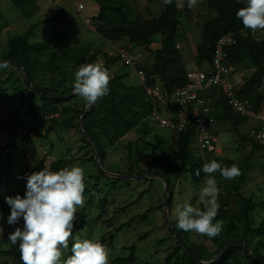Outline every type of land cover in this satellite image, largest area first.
Instances as JSON below:
<instances>
[{
	"label": "trees",
	"instance_id": "1",
	"mask_svg": "<svg viewBox=\"0 0 264 264\" xmlns=\"http://www.w3.org/2000/svg\"><path fill=\"white\" fill-rule=\"evenodd\" d=\"M9 1L16 8L20 9L26 17H31L32 12L37 9L36 7L32 8L35 0ZM94 1L98 5L97 14L93 16V20L98 23L96 32L107 42H112L114 44L115 42L118 43L123 40H129L130 43L134 45L149 46L154 40L160 39V46L155 50L149 51L150 55L153 56V61H151V63L148 62L149 64L147 63L144 67L147 86L153 85L156 80H159L168 91L184 85L186 81V69L182 64L181 50L176 47L178 41L187 39L186 37L181 38L179 36V33L183 31V25L179 19L180 7L178 3L180 0H172L171 3L165 4L164 9L156 18H146L143 14L139 13L134 14L128 4L123 0ZM205 5L206 8L215 13V17L206 23L205 28L201 32V42L196 48V55L194 58L195 64L198 67L211 64L218 38L227 34L232 35L235 42L226 49V60L232 66L240 65L245 70L254 69L253 73L246 78L245 82L239 87L237 96L253 109H257L262 100V94L259 88L262 83H264V38L261 40L256 39L255 34L257 31L252 32L251 30L245 29L241 21L237 19L236 12L238 9L246 6L245 0H205ZM36 26L37 23L32 24L26 31L7 40L6 53L1 55L0 59L13 61L19 64L29 81L39 88L52 92L53 94L64 95L73 91L74 78L64 73L63 68L66 67L64 64L70 63L74 68H79L85 64H93L98 57H102L103 67L109 72L111 66L121 61L117 53H115L116 56H111L99 48L91 49L90 45L73 46L65 44L62 49L56 50L52 48V46L57 43V40L54 38L46 39L43 42L31 43L30 38L33 36ZM5 27H7V22L0 16V33ZM65 38V35L60 37L61 40ZM44 55H47L48 58L46 68L51 69L52 72H57V74L51 78L49 84H43L36 79V72L40 64L38 59ZM121 63L127 67L122 61ZM11 76H14V79L21 84L17 87L16 92L7 95L6 89L2 86V81L5 82L7 79H11ZM126 77V73L120 74L117 72L110 76L109 94L91 105L83 119V124L88 136L100 150L102 164L106 157V148L114 145L126 133L131 130H137L141 137L149 133L148 124L144 117L151 112L153 107L152 102L146 94L144 85L126 84L124 82ZM0 80H2L0 81V102L13 103L16 101V98L19 97L18 104L21 105L26 103L31 112L23 115V119L20 121L16 119L17 110L16 112L9 113L10 122L7 123L8 125L0 124V133L9 129L13 130L14 133H21L25 139L30 137V132H32L33 135H37L35 129L38 115L34 112V107L36 106L34 100L36 98L40 100L39 109L42 115L53 116L54 114H59L61 116L60 121L54 118L49 120L51 124L48 130H52L53 125H60L65 128L75 127L79 129V123L74 124L75 118L78 119L83 112L82 109H78L75 106V103L80 98L79 96L75 95L68 100H55L36 93L25 85L19 71L12 66L8 69L0 70ZM209 91L211 96L216 95L214 89L211 88ZM204 97L206 99L208 98L207 95H204ZM67 103H69V105H67ZM215 103V105L220 104L222 106L223 117L230 121L234 130H237L236 127L239 117L232 113L224 97L219 95ZM25 116H30L32 120L35 121V128L28 129L26 132L20 131L22 124L25 122ZM175 134L176 146L165 143L164 139L159 136L154 137V143L151 146L150 164L147 169H141L139 165L140 143L142 139L128 141L125 144V149L127 150L130 166L125 174L149 173L164 176L169 181L170 191L173 195V188L170 184L172 178L170 172L176 170L189 174L194 184H201L206 176L201 170L203 165L215 160L220 163L222 167L237 166L240 170L239 181L242 182L251 165L252 159L257 156L256 152L263 148L248 135L239 133L240 139L249 141L252 144V148L245 157L244 162L239 164L228 159H215L218 158L214 156L215 154L202 151L194 140L195 125L191 117L188 118L186 126H184L182 131ZM81 140L85 143L86 147L90 148L92 152L90 160L94 162V151L82 133ZM162 152H165L170 158L177 159V165L172 166L167 163L168 161H165V158L160 155ZM43 160L36 168H43ZM70 162V159L54 161L50 165V171L55 172L67 168ZM107 170L115 172L111 169ZM197 171H200L199 175H196ZM13 174L12 159H7L0 152V186L4 183L9 185L7 181H3ZM101 177H105V175L100 171H97V175L89 177L92 180V186L90 189L85 187L84 192V195L89 197L87 203H91L101 191ZM111 180L110 187L106 190L108 194L115 189L119 181V179L115 178ZM18 194L21 197L24 195V193ZM238 195L241 199V210L238 214L241 223L239 224L236 222V219H232L231 216L226 217V220L223 222L228 224V228L225 227L221 234L215 238L206 237L210 239L212 243L211 250L204 247L205 249L203 248V250L198 251V246H189L187 244L188 249L198 259L209 261L225 244L237 240L245 242L248 247L264 261V257L260 252V250L264 248V221L256 227H251V212L256 210L257 207L263 206L264 203L256 202L251 197H244L241 194ZM219 201L216 220L221 221L224 215L221 212L225 203L222 198H220ZM106 203L107 199L102 197L99 201L101 212L97 216L98 219L105 213ZM171 205L172 197L170 198V207ZM162 206L163 205H161V208ZM0 213L10 214V208L5 203V197L2 195H0ZM146 213L147 211L142 215H137L136 218L143 220ZM131 221H133V218L130 219L128 223ZM171 223L174 224V222ZM90 224L92 223L86 222L85 216L80 213L79 218L74 222L73 230L80 231ZM106 225L107 228L112 227L109 220L106 221ZM12 226L14 228H22L23 221L21 220L17 225ZM121 228L122 226L117 227L116 230L119 231ZM177 228H175L176 232L184 242V234L186 232ZM252 234L257 237H250ZM107 235H110L108 240H106ZM251 238L257 239L255 244L251 245ZM259 238H262V240ZM95 242H99L111 248L113 246V237L110 232H106ZM72 243L73 240L70 238L68 256L71 255ZM135 247V244L127 247L128 253L126 255L117 254L116 257L111 260L110 264H135ZM241 253L243 255L241 258L248 260L251 264H257L239 245L228 248L225 254L215 264H239L240 260H242L240 258ZM0 254L2 256L11 257L13 259V264H22L18 244L16 246L10 245L7 249L0 251ZM163 264L199 263L188 255L175 240V246L171 249L170 253L165 256Z\"/></svg>",
	"mask_w": 264,
	"mask_h": 264
},
{
	"label": "rangeland",
	"instance_id": "2",
	"mask_svg": "<svg viewBox=\"0 0 264 264\" xmlns=\"http://www.w3.org/2000/svg\"><path fill=\"white\" fill-rule=\"evenodd\" d=\"M123 1L128 4L134 14H138V10H140L138 3H132L131 0ZM78 2L84 5V9L81 11L77 10ZM94 3V0H35L32 8L36 7L37 9L32 12L31 17H26L24 13L16 8L9 0H0V16L7 22V27L0 33V56L6 53L7 40L26 31L28 27L35 23H37V26L34 29L33 36L30 38L31 43L43 42L46 39L54 38L57 40V43L54 44L52 48L56 50L62 49L65 44L73 46L90 45L91 49L99 48L111 56H116L115 47L120 45L130 46L131 43L129 40H123L118 43L115 42L114 44L112 42H107L98 35L96 30L86 25L85 21L87 20H89L90 23H97L93 20V16L97 14V9L92 10ZM152 3L155 4L152 6V14L145 15L146 13H143L146 18H156L164 9L165 4L163 0H151L150 4ZM178 6L180 7L179 19L183 25L182 29L184 31L180 32L179 36L181 38L186 37L187 41L184 39L178 41L177 48L181 50L182 64L185 69L194 70L198 67L195 64L194 58L196 55V48L201 42V32L205 28L206 23L215 17V13L206 8L205 0H201V2L192 9L188 8L186 0H180ZM84 19L86 20L84 21ZM62 35L66 36L64 40L60 39ZM255 38L258 40L264 38V30H257ZM154 41L155 43L152 44L151 47L152 49H157V47L160 46V39ZM133 47L141 48V46L137 44ZM140 51L143 52L141 49ZM38 60L40 64L36 72V79L43 84H49L51 78L54 77L57 72H52L51 69L46 68L48 63L47 55L40 57ZM142 61L145 64L149 61L151 63V61H153V56L149 54ZM95 63L103 65L102 57H98ZM64 65H66V67L63 68L64 73L74 78V74L78 68H74L70 63ZM243 69L244 68L240 65L235 67L232 71L234 80L238 79V75ZM115 72L127 74V77L124 79L126 84H141L134 70L124 66L121 61H118L116 65L110 67V76ZM251 74V71L245 73V75L249 76ZM14 78V76H11V79H7L5 82L0 80L2 81V86L6 89L7 95L16 92L17 87L21 84ZM156 83L157 85H161L159 81ZM18 101L19 97H17L16 101L13 103L0 102V124L6 125L10 122L9 113L16 112V110V119H19V121L23 119V115L31 113L26 103L19 105ZM34 104L36 105L34 107V112L38 115L37 119L35 118L37 120L35 129L37 135H33L32 132H30V137L25 139L21 133H14L13 130L9 129H4L5 131L0 133V152L7 159H12V172L14 173L11 177L3 181H7L9 185L4 183L0 186V195L3 197H14L18 193H25L26 180L22 178L18 179V177H25L33 172L44 169L50 170L51 163L61 159L71 160L68 167L76 166L84 170L85 187L90 189L92 180L89 177L97 175V171L99 170L95 162L90 160L92 155L90 148L86 147L85 143L81 140V128H65L60 125H53L52 130H48L51 124L49 120L54 118L60 121L61 116L59 114H54L53 116L42 115L39 109L40 100L38 98L34 100ZM67 105H69V103H67ZM75 106L78 109H82V111L85 109L88 110L90 107L86 105V102L81 97L75 103ZM222 110L220 104L215 105L213 116L216 118V116L218 117L220 115L219 113L223 114ZM79 120L80 117L78 119L75 118L74 124H78ZM238 120L237 130H234L230 121L225 118H221L218 122L211 124L210 128L215 134L217 146L221 150V153L214 155L218 157L215 159H228L239 164L244 162L245 157L252 148V144L249 141L240 139L239 133L246 134L245 132L247 130H251L257 125V120L251 117H239ZM146 122L148 124L149 133L145 136L141 137L137 130H131L121 137L114 145L106 148V157L102 164L105 170L111 169L115 171L113 173L119 172V174H125V172L128 171L130 164L128 162L127 150L125 149V144L128 141L142 139L140 143L139 162L141 169H147L150 164L151 146L154 143L155 136L163 138L165 143L169 145H175V132L168 130V128H159L155 125V121L150 120ZM20 131L26 132V130H22V128ZM160 155L164 157L165 161H168L167 163L170 165H177V159L168 157L165 152L160 153ZM42 160L43 168H36ZM170 174L172 176L170 184L174 194H171L172 205L169 210L168 220L174 222V224H171L175 229L177 228L178 207L190 203L194 208L200 210L205 209V203L201 201L199 194L209 177L206 175L201 184H194L189 174L176 170L170 172ZM212 175L217 180L219 187L218 204L220 198H222L225 203L221 212L224 214L222 216L223 220H221L224 228H228V224L223 222L228 216H231L232 219H236V222L239 224L241 223L238 217L241 210V199L238 194L244 197H251L256 202L264 203L263 153H257V156L252 159L251 165L242 182L239 181L240 175L232 180L223 179L219 172L213 173ZM111 179L112 177L106 175L100 178L101 191L91 203H87L89 197L84 195L86 202L77 210L76 216L78 219L79 214L82 213L85 216V221L91 222L92 224L80 231L73 230L71 237L73 242L84 239L95 242L100 239L104 233L110 232L113 237V246L111 248L105 246L109 253V264L117 254L126 255L128 253L126 248L133 244L136 246L135 264H163L165 256L170 253L171 249L175 246V239L168 229L164 211L163 208H161L164 202L163 182L155 177L145 178L143 180L119 179L115 189L108 194L106 190L110 187L112 182ZM102 197L107 199V203L105 206V213L98 219L97 216L101 212L99 201ZM145 211H147V213L143 220L136 218L137 215H142ZM7 216L8 214H2V218H0L1 225L6 224ZM132 218L133 221L128 223ZM107 220L111 222L112 227L107 228ZM251 220L252 228L264 221V205L257 207L256 210L251 212ZM120 226H122V228L117 231V227ZM184 236V243L186 246L187 244L189 246H198V251L203 250L204 247L210 250L212 249V243L210 239L206 238L207 236L203 237L204 235H199L194 232H186ZM109 237L110 235H107L106 240H108ZM250 237L257 236L252 234ZM259 239L262 240V238ZM250 240L251 245L255 244L257 241L256 238H251ZM10 245L8 235H2V237H0V251L7 249ZM68 252V249L65 250L62 260L67 259ZM260 252L264 257V248H262ZM241 257H243L242 253L240 254V258ZM241 259L239 264H251L248 260ZM0 264H13V259L0 254Z\"/></svg>",
	"mask_w": 264,
	"mask_h": 264
},
{
	"label": "clouds",
	"instance_id": "3",
	"mask_svg": "<svg viewBox=\"0 0 264 264\" xmlns=\"http://www.w3.org/2000/svg\"><path fill=\"white\" fill-rule=\"evenodd\" d=\"M171 2L172 0H163L164 4ZM200 2L201 0H186L189 9ZM245 2L246 6L236 12L237 19L245 29L252 32L264 30V0H245ZM79 4L82 3L78 2ZM82 9H84L83 4L82 8L77 6L78 11ZM91 25L95 26L94 30H96L98 23H90L89 26ZM154 43L155 41L149 46L141 45L140 49L148 52L145 56L150 54V50H155L151 47ZM121 46L123 45L115 47L116 53ZM133 46L134 44L131 43L129 47L134 51H140ZM10 67L8 61L0 60V70ZM109 80V72L102 64H85L74 74L73 92L87 105H93L109 94ZM156 82L154 84H157ZM237 85L241 86L238 83ZM160 86L164 88L162 83ZM201 170L209 177L199 194L201 201L205 203V209L194 208L190 203L178 207L177 227L184 232L215 238L221 234L224 225L216 220L219 209V187L212 174L219 172L223 179L232 180L240 175V170L235 165L222 167L215 160L205 163ZM199 174L200 171H197L196 175ZM20 178L26 180L25 193L23 197L19 194L5 197L10 214L7 216L6 224H0L3 227H12L14 231L3 234V229L0 228V237L8 235L11 245L18 244L22 264H109V253L105 246L88 239L73 242L71 255L62 260L65 250L69 249L77 210L86 202L85 174L82 168L73 166L55 172L44 169L25 177H18ZM21 220L22 228L12 226L17 225Z\"/></svg>",
	"mask_w": 264,
	"mask_h": 264
},
{
	"label": "built area",
	"instance_id": "4",
	"mask_svg": "<svg viewBox=\"0 0 264 264\" xmlns=\"http://www.w3.org/2000/svg\"><path fill=\"white\" fill-rule=\"evenodd\" d=\"M78 7L82 8V4ZM85 22L88 26L90 25L88 20ZM90 27L94 29L95 26ZM234 42L232 35L219 37L215 44L211 64L187 70L184 85L171 91L157 84L145 85L146 76L143 70L145 63L142 60L146 58L147 50L140 52L134 51L129 46L119 47L117 54L120 60L134 70L140 82L145 85L146 94L152 102V110L144 117L145 121H155V125L159 128H168L178 133L182 131L188 118L191 117L195 125L194 140L197 146L206 153L219 154L217 138L210 128L216 119L213 116L211 103L202 94L203 91L212 88L218 95L224 97L235 116L251 117L257 120V125L249 131V137L264 148V83L259 88L262 100L257 109H253L238 98L239 86L232 78L234 67L226 60V49ZM24 120L22 130L35 128V121L30 116H25ZM0 228L3 229V234L14 231L9 226H0Z\"/></svg>",
	"mask_w": 264,
	"mask_h": 264
},
{
	"label": "water",
	"instance_id": "5",
	"mask_svg": "<svg viewBox=\"0 0 264 264\" xmlns=\"http://www.w3.org/2000/svg\"><path fill=\"white\" fill-rule=\"evenodd\" d=\"M1 60V59H0ZM7 61V60H6ZM10 63V65L12 67H15L25 85L27 87H29L30 89H32L33 91H35L36 93H39L41 95H44L45 97L51 98V99H55V100H68L69 98L75 96L74 92L71 91L67 94L64 95H56L53 94L52 92H49L47 90L41 89L39 88L37 85H35L34 83H32L31 81H29L26 78V75L22 69V67L13 62V61H8ZM87 105V104H86ZM87 106H91V105H87ZM87 112V110L85 109L83 111V113L80 116V120H79V125L80 128L82 130V134L85 137V139L88 141V143L91 145L93 151H94V162L98 168V170L103 173L106 176L115 178V179H124V180H140V179H145V178H150V177H155L160 179L163 182V186H164V202H163V211H164V216H165V220L168 226L169 231L172 233L174 239L176 240V242L182 247V249L188 254L190 255L193 259H195L199 264H215L227 251L228 248H230L231 246L234 245H239L243 248V250L246 252L247 255H249L251 257V259H253L257 264H264V261L257 256L249 247L248 245L243 242V241H230L227 244H225L214 256L211 260L209 261H203L201 259H198L194 254L191 253V251L188 249V247L185 245V243L182 241V239L180 238V236L177 234V232L175 231V229L173 228L171 222L168 220V215H169V210H170V197H171V191H170V185H169V181L161 175H156V174H145V173H141V174H119V173H113V172H109L107 170H105L102 167V163H101V155H100V150L99 148L96 146V144L92 141V139L88 136L84 124H83V119L85 116V113Z\"/></svg>",
	"mask_w": 264,
	"mask_h": 264
},
{
	"label": "crops",
	"instance_id": "6",
	"mask_svg": "<svg viewBox=\"0 0 264 264\" xmlns=\"http://www.w3.org/2000/svg\"><path fill=\"white\" fill-rule=\"evenodd\" d=\"M131 2L133 3H138V7L140 8V10H138V13L139 14H143V13H146L145 15H151L152 13L151 12H153V5H155V4H150V2H151V0H131ZM77 6H78V3H77ZM156 8V7H155ZM95 10V9H97V11H98V5L96 4V3H94L93 4V7H92V10ZM157 9H158V7H157ZM156 11H158V10H156ZM144 15V14H143ZM149 63H150V61H149ZM148 63V64H149ZM234 67V69H235V67L236 66H233ZM247 71H251V73H253V71H254V69H251V70H249V69H243L242 70V72L238 75V79H236V80H234V78H233V80L235 81V82H237L239 85H242L244 82H245V78L247 77V76H249V75H245V73L247 72ZM263 82H264V79H263ZM215 92V96H211V93H210V91L209 90H205V91H203L202 92V94L203 95H207V99L209 100V102L211 103V105H212V109L214 110V106H215V102L217 101V98L219 97V95L217 94V92L216 91H214ZM220 115L217 117L216 116V120H215V122H218V120H220L221 118H224L223 117V114L222 113H219ZM246 118V117H245ZM249 131H250V129L249 130H247L245 133V135H248L249 136ZM244 134V133H243ZM215 135V134H214ZM219 148V147H218ZM219 151H220V153H221V150L219 149ZM256 153H263L264 154V148H261L260 150H258ZM218 156V155H217ZM262 156V155H261Z\"/></svg>",
	"mask_w": 264,
	"mask_h": 264
}]
</instances>
